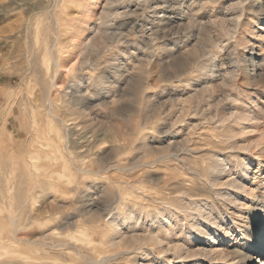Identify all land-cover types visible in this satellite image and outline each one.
I'll return each instance as SVG.
<instances>
[{
    "label": "bare ground",
    "instance_id": "obj_1",
    "mask_svg": "<svg viewBox=\"0 0 264 264\" xmlns=\"http://www.w3.org/2000/svg\"><path fill=\"white\" fill-rule=\"evenodd\" d=\"M10 1L12 2L10 3L12 4L11 10H8L9 7L4 5V7L0 6V22L6 20L8 14L13 11H20L22 16L15 22L16 25H10L11 29L8 28V30L14 32V36L8 37L6 40L18 45V49H20L18 52L19 60L20 58L21 60H26L28 69H33L32 76L37 77L35 74L40 75L37 80L41 88L40 105L38 106L41 113L40 116L34 113V120L30 122L32 123V130L30 128L31 135L36 139L39 138L40 141L37 139L38 141L35 142L36 147L34 141L29 142L32 144H28L29 147L24 149L28 157L34 159L44 155L49 158L47 156L49 152H60L63 157L64 150H66L68 160L64 167L72 168L78 173L83 172L85 175L81 177L93 180L91 179L92 176L98 173L124 168V158H122L120 153L124 149V141L131 142L136 136H140L138 150L140 148L145 155L153 154V152L150 154L147 135L138 130L139 128H134L132 134H124V120L118 121L112 132L111 143L115 145L113 149L115 152L114 161L112 162L110 161L113 158L108 160L107 155H99L96 152L94 159L86 161L81 154L90 152L93 149L89 148V144L86 146L75 145L77 142L74 143L73 139L70 140L68 138L71 135L66 134V127L71 124L76 127H79L82 123H91L93 127L100 125L102 122L99 115L96 114V109L107 105V101L104 99V96L109 92L107 85L115 83L119 90L122 88L118 84H123L124 82V62L122 58L124 56V42H122L124 41V35L113 32L115 27L113 21L124 18V8L127 6L126 1L104 0V5L99 14L92 10V6L94 8L96 5L95 3L92 4L90 0ZM99 1L95 0V2ZM229 2L228 12L226 13L228 17L220 19L219 22L210 20L211 22L201 23V20H196V16L193 14L194 18H190L189 23H187V28L193 32L191 33L192 37L198 30L197 28H199L201 32H208L209 37L212 38V28L216 29L218 27V36L213 40L210 39L212 41V50L207 53L210 54L209 62H206L208 60H202L206 52L204 49H199L197 44H194L189 51L190 59L187 65L191 66V73L197 72L190 79L193 81L200 78L204 82L196 89L197 87L195 88L193 82L188 80L191 91L185 101V108L181 112L183 115L180 114L183 118H187L185 123L187 134L183 141L171 140L173 143L169 147L181 167H185L187 173L192 175V179L190 178V180L187 178L188 175L184 174L185 176L187 175L185 177L189 179L187 180L183 178L182 174L179 175V173L174 171L156 177V183L158 184L156 195H150L148 188L144 189L150 200L158 202L165 208L166 212L160 214V217L164 218L162 220L164 222H161V225L170 223L169 213L173 215L185 213V217L193 218L192 225L196 228L198 234L205 233L203 232L204 229L202 231L205 225H209L215 233L220 228L221 221L214 216L213 210L211 211L210 205H208L210 197L214 199V194L220 195L223 197L222 201L225 199L228 203L235 204V192H240L241 195L249 192L242 182L235 179L230 182H222V175L224 170H226L227 157L248 153L258 156L260 158L259 164L261 165L262 162L264 164V112H261L260 106H257V112H253L250 109L251 103L253 102V105L254 101L261 97V93L264 94V47L262 45L264 43V29L259 31V33L251 28L252 25L258 26L264 23V0H231ZM74 7L80 8V11L73 14L69 13V9ZM94 16H97L98 21L96 22L95 20L94 24H91L90 19ZM242 28L247 29L245 32L254 36L253 40L259 41L253 44L245 41V43H241L237 38L240 42H232L231 39ZM117 31H120V29ZM251 35L249 36L251 37ZM0 38L3 40L6 37L0 35ZM30 38H32L31 43ZM257 43H259V46H256ZM115 48L120 55L113 54L116 50L113 53L111 52ZM217 48L219 50L216 52ZM113 57L115 58L113 59ZM218 58H222L223 62L217 63ZM185 71V67L182 70L179 69L176 71V75L181 76ZM112 74L116 76L115 80L112 79ZM15 96H17L16 93ZM119 97L123 98L124 94L119 95ZM15 107L17 108L18 105ZM3 111L5 112V110ZM11 111H8L7 114L10 113L12 115L13 109ZM17 111L19 112V110ZM122 113L120 111L117 112V116L121 117ZM182 116L177 117L179 120L176 121L183 122ZM96 131L92 132V136L95 135ZM72 132H74V129ZM69 133L74 134L75 132ZM124 136L130 137V139H125L126 137L124 138ZM42 139L57 140L59 144L57 146L47 145L43 142L41 143ZM90 139L88 140L89 143ZM70 143L74 146H69ZM101 145L99 144L95 148L97 152H103L102 149L104 147ZM70 156L75 157L71 158ZM66 171L65 169L64 171L61 169L59 171H50L52 172L49 174L51 175L50 178L60 182L58 186L54 187L62 190L64 183H66L65 186L74 184L78 188V194L74 196L75 200H73L75 210L78 211L80 216L88 215L94 222H101L104 217L99 216L92 209L89 193L102 185L95 181L78 180L79 178H75L73 173L65 174ZM124 181V177L115 179L116 185L121 191L120 194H124V204L126 206L134 204V207H136L140 203V199L137 200L134 194L136 187L130 186L132 182ZM186 181H190L189 183L191 184L186 185ZM202 181L207 183V186L209 185V189L202 186ZM28 183L30 184L31 182ZM35 183L40 185L38 181ZM124 184L127 186L124 187ZM48 185L50 189L54 188L49 182ZM224 186L227 187L226 191H223ZM210 187L212 188L211 191H209ZM64 188L66 190L67 187ZM102 188L103 192L109 193L105 185ZM217 189L218 194L215 192ZM68 190L69 192H75L74 187ZM116 191L118 190L116 189ZM25 195L21 192V196L18 198L20 204H25L28 201H33L36 204L37 196L34 193L29 191V194ZM48 195L46 193L42 199H46ZM79 203L83 204L81 208L77 207ZM49 204H53V201H50ZM141 210L143 211V209ZM120 214L118 216L114 215L115 217L112 216L111 220L107 222L109 224V234L103 240L99 239L96 250L87 247L86 254L88 256L85 261L88 264H185L191 259H195L193 264H210L213 260L216 261L214 264H264V229L259 232L255 244H252V248L255 247L253 252H250L247 247L251 241L249 243L247 241L244 245L229 241L220 251L214 252L206 247L197 249L192 247V249H189L185 244L178 243L176 236L172 235L174 228L169 227L165 231L159 228V230L144 231V233L139 235L123 236L124 238L117 241V230L122 222L129 226H138L140 220L139 211L135 208L125 212L124 216ZM52 230L53 228L51 227L50 231ZM44 234L46 235V233ZM224 236L230 238L231 235L227 233ZM247 238L248 236L244 235V238L241 239L247 240ZM210 239L213 244L217 243L216 240L219 239V235H210ZM58 243V246H63V242ZM86 243L87 246H92L94 241L86 240ZM99 248L106 251H98ZM259 258H263V261H260ZM204 260L207 262H204Z\"/></svg>",
    "mask_w": 264,
    "mask_h": 264
},
{
    "label": "rangeland",
    "instance_id": "obj_2",
    "mask_svg": "<svg viewBox=\"0 0 264 264\" xmlns=\"http://www.w3.org/2000/svg\"><path fill=\"white\" fill-rule=\"evenodd\" d=\"M90 1L96 5L94 8L92 6V10L99 14L104 5V0H100L99 2H95V0L94 2L93 0ZM212 1L124 0L127 5L124 8V18L115 19V22L113 21L115 23L113 32L124 35V41H122L124 42V54L122 53L124 55L122 57L124 62V82L123 84H118L122 88L119 90V87L115 83L107 85L109 92L104 96L107 105L101 108L97 107L96 109V114L99 115L102 122L100 125L98 124L96 127H93L91 123H82L80 125L82 127H76L71 124L72 126L68 125V128L66 127V134L71 135L67 136L70 140L73 139L74 143L77 142L75 145L86 146L89 144V148L93 149L90 152L81 154L82 158H85L86 161L94 159L96 153L107 155L108 160H111L115 153L113 151L115 145L111 143L112 132L114 127L117 126L118 121L124 120V134H132L134 128H139L138 130L147 135L150 154L152 152L153 154L145 155L140 148L138 150L140 136H136V140L133 139L131 142L124 141V149L120 151L122 158H124V168L98 173L92 176L91 179L93 180L81 177L85 175L83 172L78 173L72 168L64 167L68 160L66 150H64L63 157L60 152H49L47 154L49 158L41 155L40 157L31 159L25 153L24 149L32 144L29 142L34 141L35 143L38 140L40 141L39 138L37 140L31 135L32 123H30L34 120V113L37 116H40L41 113V110L38 108L40 105L41 88L37 80L40 75L35 74L37 77L32 76L33 69H28L26 60H21V58L19 60L18 52L20 49H18V45L6 40L8 37L14 36V32H11L8 28L13 24L16 25L15 22L21 18L22 13L20 11H13L14 13L8 14L6 20L0 22V35L6 37L3 40L0 38V116H2L0 117V264H61L62 262V264H88L85 261L88 256L86 254L87 247L96 250L99 239L103 240L107 237L109 234V224L107 222L111 220L112 216H118L120 213L121 216H124L125 212L134 208L138 209L139 214L142 211L141 209H143L139 215V225L129 226L122 222L117 230V241L124 238L123 236L139 235L144 233V231L159 230V228L165 231L169 227L174 228L172 235L176 236V241L180 244H185L189 249H192V247L194 249L206 247L215 252L220 251L229 241L239 243L240 245L251 241L247 247L250 252H253V249L255 250V247L252 248V244H255L259 232L264 229V164L263 162L261 165L259 164L260 158L258 156L242 153L227 157V165L222 175V182H230L235 179L242 182L249 192L245 195L235 192V204H230L225 199V201H222L223 197L220 195L214 194V199L210 197L208 201L210 210H213L214 216L221 221L217 233L212 231L209 225H205L202 228V231L204 229L203 232L205 233L198 234L196 228L192 225L193 218L185 217V213H180L181 215L169 213L170 223L161 225V222H164L162 221L164 218H161L160 214L166 212L165 208L158 202L150 200L149 195L144 192V189L148 188L147 190H149L150 195H156V189L158 188L156 177H160L162 174H169L175 171L179 175L182 174L183 178L188 175L187 178L192 179V175L187 173L185 167H181L169 147H171L172 141H175V139L183 141L187 134L185 127L187 118H183V113L181 112L185 108V101L191 91L188 80H191L190 78L193 77V74L197 73H191V66L187 65L190 59L189 51L194 44H197L199 49H204L206 52L202 60H210V54H207L212 50V41L210 39L213 40L218 36V27L215 26L216 29L212 28L211 30L212 38L209 37L208 32H201L199 28H197L198 30L196 29L197 31L192 37L191 33L193 32L187 28V23L194 16H196V20H201V23L215 22V20L219 22L220 19L228 17L226 16L228 12L227 7L231 0ZM0 3L2 7H9L8 10L12 9V4H10L12 2L10 0H1ZM180 5L182 6L180 7ZM79 9L76 7L71 8L69 9V13H77V11H80ZM90 20L91 24H94L95 20L96 22L98 21L97 16H94ZM251 28L259 32L264 29V23L258 26L252 25ZM119 29L120 31H117ZM243 29L239 31L240 33L238 32L234 35L231 39L232 42L241 41L242 43L245 41L253 44L259 41L253 40L254 36L245 32L247 29ZM31 41L32 38H30V43ZM262 45L264 47V43ZM256 46H259V43ZM112 50V53L116 50L113 53L114 55H120L117 53L118 50L116 48ZM217 50L219 49L217 48L215 51L217 52ZM209 60L206 62H209ZM222 62V58L217 59V63L220 64ZM184 67L187 72L185 71L181 76L176 75V71L182 70ZM23 76L24 78H22ZM115 78L116 76L112 74V79L115 80ZM192 82L195 88L197 87L196 89H198L204 81L199 78ZM15 93L17 96H15ZM120 93L124 94L123 98L119 97V95L121 96ZM252 103L250 109L253 112L258 111L257 106H260L261 112H264V94L261 93V97L257 101H254L255 105H252ZM13 104L15 106L18 105V107L16 108ZM12 109V115L10 113L7 114L8 111L12 112ZM119 111L122 113L121 117L117 116V112ZM180 114H182L184 123L176 121L181 117ZM26 127L28 128L26 129ZM73 129L76 134L72 132ZM94 130H97V134L95 133L94 135L95 137L92 136ZM69 132L74 134H70ZM125 139H130V137H126ZM42 142L52 146L59 144L57 140L42 139ZM99 144H102L101 146L105 148L102 147V153L97 152L95 149ZM69 146L74 145L70 143ZM70 157L74 158L75 156ZM112 161H114V158L110 162ZM63 168L67 170L65 174L73 173L75 178H79L78 180L95 181L103 187L105 185L109 190V193L103 192L102 186H99L89 193V200L91 201L89 202L92 204V209L99 216L104 217L101 222H94L88 215L80 216L78 211L75 210L73 200H75L74 196L78 194V188L74 184H68L69 186L71 185L69 187L68 185L65 186L66 183H64V187H67L66 190L64 187H62V190H60L61 188L54 187L58 186L60 182L56 179L52 180L49 174L60 169L64 171ZM184 174L187 175L185 176ZM118 177H124L126 182H132L130 186L136 187L134 194L137 200L140 199V206V203L136 207H134V204H130V206L124 204V194H120L121 191L115 182V179ZM26 181L32 184L26 183ZM36 181L40 182V185L39 183L37 185ZM48 182L54 187L51 188L52 190L48 187ZM189 182L186 181L185 184H191ZM203 182H201L202 186L209 189V185L207 186V183ZM20 185L24 186L20 187ZM44 185L46 188L43 187ZM125 186L127 185L124 184ZM73 187L75 192H69L68 189H72ZM223 188V191H226L227 187L224 186ZM42 189L44 190L42 191ZM211 189L210 187L209 191ZM151 190L153 191L151 192ZM29 191L37 196L35 200L36 204L33 201L20 204L18 198L21 196V192L27 195ZM215 192L218 194V189ZM46 193L49 195L46 199H42ZM2 196L3 198L1 199ZM218 197L221 198L219 199ZM142 199L144 200L142 201ZM50 201H53V204H49ZM82 206V203L77 205L79 208ZM51 227L53 228L52 231H50ZM227 233H230V238L224 236ZM210 235H219V239L216 240L217 243H212ZM244 235L248 236L247 240L241 239L244 238ZM86 240H93L94 243L92 246H87ZM58 242H63V246H58ZM108 248L110 247L108 246ZM98 251L105 252L106 250L104 251L102 248H99ZM259 260L263 261V258H259ZM194 262L195 259H191L185 264H193ZM204 262L207 261L204 260ZM215 262L213 260L210 264H214Z\"/></svg>",
    "mask_w": 264,
    "mask_h": 264
}]
</instances>
